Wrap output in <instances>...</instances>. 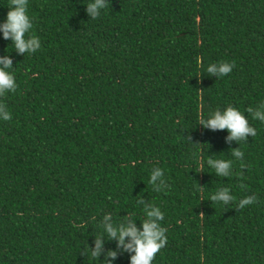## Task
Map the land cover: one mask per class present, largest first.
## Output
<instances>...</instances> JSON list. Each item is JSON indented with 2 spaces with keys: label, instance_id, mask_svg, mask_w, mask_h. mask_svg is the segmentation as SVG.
<instances>
[{
  "label": "trees",
  "instance_id": "1",
  "mask_svg": "<svg viewBox=\"0 0 264 264\" xmlns=\"http://www.w3.org/2000/svg\"><path fill=\"white\" fill-rule=\"evenodd\" d=\"M87 2L28 0L35 53L0 33L17 83L0 96V264H130L103 226L140 228L153 205L167 236L153 264H264V122L247 113L264 103V0H107L97 19ZM221 61L230 74L207 73ZM229 105L255 137L199 123ZM225 187L235 201L210 200Z\"/></svg>",
  "mask_w": 264,
  "mask_h": 264
},
{
  "label": "clouds",
  "instance_id": "2",
  "mask_svg": "<svg viewBox=\"0 0 264 264\" xmlns=\"http://www.w3.org/2000/svg\"><path fill=\"white\" fill-rule=\"evenodd\" d=\"M107 0H90L85 7L87 14L92 19H97L102 11L107 7ZM7 16L0 23V33L3 39L11 40L15 52L24 55L25 53H35L41 47L40 39L31 34L33 29L32 19L28 13V0H10ZM234 64L226 61L211 63L206 71L211 76L217 78L230 74ZM13 60L10 55L0 56V96L9 92H14L17 88L15 74L12 71ZM253 120L264 122V103L257 107H249L247 109ZM11 114L7 110V106L0 103V120L9 121ZM200 124L205 128L213 131H227L229 141L246 140L248 136L255 137L256 129L249 124L244 112L233 106H227L223 109L217 108L210 113L206 119H200ZM233 156L238 160H242L244 153L240 150H234ZM208 165L215 170V173L221 177H229L233 175V161L225 159H208ZM164 170L156 168L151 176L149 183L155 184L160 179L163 184L162 177ZM244 188V185H240ZM255 195L246 196L239 200L238 208L243 209L256 202ZM210 200L221 203L225 206L236 200L230 188L217 189L210 197ZM146 219L142 221L140 228L137 227L135 220H125L117 224L108 223L103 226L107 232L109 239L118 240V247L130 255V264H153L157 255L167 244L166 229L162 226L165 215L158 206H151L150 210H144ZM105 220H112L111 216H106ZM102 247L100 239L96 242V251L92 253L93 257L99 255ZM109 255L115 259L116 252H110Z\"/></svg>",
  "mask_w": 264,
  "mask_h": 264
}]
</instances>
